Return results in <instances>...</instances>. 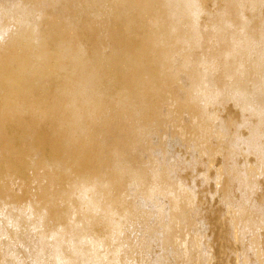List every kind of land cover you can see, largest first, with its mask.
Returning <instances> with one entry per match:
<instances>
[{"label": "bare ground", "instance_id": "1", "mask_svg": "<svg viewBox=\"0 0 264 264\" xmlns=\"http://www.w3.org/2000/svg\"><path fill=\"white\" fill-rule=\"evenodd\" d=\"M78 1L0 0V64L2 68L13 65L18 80L17 82L16 78H9L5 69L0 70V92L9 97L14 91L24 99L15 110H7L8 115L10 112H14V115L27 113L31 105L28 98L34 96L36 90L42 89L39 93L43 95L42 98L47 94L45 82L58 75H51L47 68L46 64L54 54L50 55L45 47L48 43L50 46L55 44L56 56L52 62L56 61L58 69L57 66L55 69L62 71L64 76H61L62 81L57 91H54L57 94L52 92V101L47 102L49 97H45L44 102L48 103V106L40 113L39 120L54 117L56 112L59 113L55 132L57 134L64 130L66 136L63 139L62 158L53 162L45 161L44 167L65 170L64 164L67 161H72L76 168L87 166L81 169V174L70 190L53 195L57 200H49L41 208L43 210L38 211L31 204L26 210L20 208L15 209L16 213L10 210L9 213H4L3 206L0 207V264H16L15 247L21 245L22 248L30 249L24 246L29 242H25V239L28 238V233L31 232L32 235L34 231L35 241L31 250H28V254H32H29L32 264H123L124 257L120 258V255L122 252L126 255L125 250L128 253L125 248H129L130 244L127 239L120 237L125 228L136 220L133 219L132 209L138 210L145 219L141 227L143 240L140 245L143 244L146 251L151 246V241H158L162 246L160 257L154 264H167L168 262L164 263L163 260L166 261L169 256L183 258L181 262L184 264H208L209 249L207 251L201 244L198 220L193 217L194 214L188 212V207L193 204L190 198L193 194L191 186L177 180L171 181L168 177L170 173H175L179 166L176 157L164 150L167 143L165 132L170 129L165 125L164 118L172 114V110L168 109L169 105L181 107L187 114L183 120L187 127L185 128L194 131L199 137L188 146L194 151H200V146L196 144L200 142L204 148L212 136L214 127L211 122L215 118L214 110L223 104L232 106L239 113L240 121L229 140L228 150L233 154L244 149L255 157L252 167H244L242 172L236 171L235 177L239 182L244 181L248 188L254 184L253 180H249L252 178L250 176L258 166H262L264 159V0H213L216 15L206 26L201 25L200 21L209 14L206 11V3L209 0H114L122 8L113 11L112 4L107 15L127 19L126 26L123 22V29L130 35L125 33V36L130 38L126 37L124 40L128 49L119 46L112 49L111 46L112 50L105 55L97 51L101 56L104 55V58L94 51L97 54L96 59H93V56L85 58L87 53L79 46L73 48L70 42H48L75 24V16L69 20L66 16L62 19L65 11L78 6L79 11L83 10L81 12L85 15V10L80 9L83 6H79L83 4L84 8L92 10L91 15L96 17L100 7L106 4L104 0ZM147 15L151 18L143 23ZM53 18L61 25L67 20L62 28L61 25L57 28L55 21L54 28L53 23L49 21ZM131 25L136 30H133ZM141 25L147 27V31L144 30L146 34H142L143 37L139 40L138 36L141 34H138V26L143 29ZM207 34H211L215 43L222 47L215 51H203L202 45ZM132 36L139 38V41H135H141L143 46L137 45L138 42L133 43ZM71 38L73 39L72 36ZM17 46L19 52L27 48L28 51L35 50L37 53L30 51L33 57L29 55V59L10 56L11 49L14 50ZM144 47H149L148 52L147 49L143 51ZM149 51L153 57L149 58L150 63H147L144 53ZM2 53L5 54L4 58L1 57ZM27 53L25 56L29 54ZM19 54L21 56L22 53ZM142 55L146 57L145 60H142ZM1 62L6 64L2 65ZM96 62H100L101 67ZM150 65L156 67L155 73L151 71L153 66L151 68ZM108 68L111 69V74H106L105 70ZM219 70L221 77L216 80ZM126 73H129V76L126 77ZM118 81H121L119 88L123 94H120L122 98L118 99L119 103L114 104L119 111L113 114L116 122L111 124L107 117V120L102 117L103 121L100 123L99 117L111 106L113 92L108 93L111 92L109 82ZM172 85L180 92L179 96L172 93ZM158 101L164 105L167 103L168 107L163 104L164 107L161 104V107L156 106ZM2 112L1 116L4 113ZM108 114L106 116L111 117V114ZM149 115L150 118H147ZM228 126L225 123L217 127L215 137L224 139L229 132ZM243 129L248 130L245 138L241 133ZM121 182L126 183L124 187L128 188L127 195L138 199V203L130 208L124 206L125 199H113L109 194L110 187H119ZM162 197L169 199V205L165 206L168 208L161 206L162 203L154 207L153 204L158 203ZM61 198L68 201L78 200L80 206L78 204L77 210L63 206L65 209L61 212L55 204V201ZM245 207L244 201L239 210L242 215L247 216ZM260 209V214L264 217V206ZM82 210H85L87 215L80 214ZM136 210L133 211L136 213ZM236 214L239 215L238 212ZM236 214L234 212V215ZM134 217H137V214ZM50 220H53L57 227L50 229ZM26 222H29L27 227L31 228L30 232L22 226V223ZM244 224L251 228L256 225L247 219ZM192 229L198 234L193 236L190 233L191 237L188 238ZM108 245L111 254L109 263L102 254L92 250L93 246L102 248ZM11 247H14L15 251ZM175 262L179 264V260Z\"/></svg>", "mask_w": 264, "mask_h": 264}, {"label": "rangeland", "instance_id": "2", "mask_svg": "<svg viewBox=\"0 0 264 264\" xmlns=\"http://www.w3.org/2000/svg\"><path fill=\"white\" fill-rule=\"evenodd\" d=\"M104 1L106 2V4L100 7L101 12L99 11V15L96 17L91 15L92 10L88 8L85 9L84 8L85 5L83 4L82 5L80 4L79 6H83V7H80V9L82 8L85 10V15H84V12H81L83 10L79 11L78 6L74 7V9H70V11H67L68 13L65 11L66 14L63 15L64 17L62 16V19H65V16L66 18H68V20L70 17H73V18L80 17V18L77 20L75 18L74 19L75 24L71 26V28L70 27L66 28L64 30L65 32L64 31L62 32L61 35L63 37L61 35L60 36L63 39L60 36L56 35L57 37L55 36L53 39H51L52 41L49 40L48 42H50L51 44L52 42L56 43L57 41H60V40L61 41L63 40L62 42H70L73 48H75L76 46H79L85 51V53H87V55L84 53L86 55L85 58H87V56L88 58H91L93 56V59H96L95 56H97V54L95 53L101 52V55L102 54L105 55V54L110 53L109 51H111L114 48H117L118 46L123 49H128L124 40L126 37L130 35L127 34L128 32L127 33L124 32L125 27H123L124 23H125L124 26H126L127 19L125 20V18L123 17L122 18L114 17L112 14H111L112 16L107 15L109 14V10L113 9L114 11L117 8V11H118L122 7L121 5L119 7V4L117 5V3L114 2V0H104ZM209 1L206 3V11L209 14H206V16L203 17L204 19L202 18L200 21V24L205 25V26L207 25L208 21L212 22L214 16L216 15L215 9H213L215 8L213 0H209ZM78 2H80V0ZM93 17L96 18V20ZM128 17H131V16H128ZM115 18L116 20H113ZM144 18L145 20L143 19V23L146 20H149L151 17L150 15H147ZM55 19L56 18L49 19V21L53 23V27L54 25H56L55 21L57 20ZM119 19L121 22H119ZM123 19L124 21H122ZM56 23H57L56 25L57 28L58 26L60 27L61 23L58 21ZM63 23L61 25V28L64 26ZM134 26H132V29L136 30ZM45 28L47 29V27ZM142 28L143 29H141L140 26H138V34H141L140 36H138L139 38L143 37L142 34L144 33L146 34V31H147V27L144 28V26H142ZM145 29L146 31H144ZM68 30H69V33H68ZM125 33L128 36H125L126 35ZM71 36L73 37V39L71 38ZM121 36L122 37L124 36V37L122 38ZM68 37L69 39H71L70 41ZM136 38L135 37L132 38V40L134 41V42L132 41L133 43L135 42L137 43L139 40H141V38L140 39L139 38L136 39ZM213 38L214 37L211 34L206 35L205 41L203 42V45H202L203 51L205 50L215 51L219 49L220 47H222V45L218 46V44L215 43V39ZM128 39L130 38L128 37ZM135 40H138V41H135ZM132 42L130 43L132 44ZM140 42H138L137 45L138 44L142 45V43ZM51 46L48 43V45L45 47V49L48 50L50 55L54 54L53 56H51L52 59L46 65H48L47 68L49 69V72L51 75L53 73L58 76L57 77L54 76L55 78H53L52 76L53 79L51 78L52 79L51 81L45 82L47 84V87H45L46 84L44 85V87L48 88L49 90V92L47 90L48 96L47 94H45V97H49V99L47 98L48 101L46 100L47 102L52 101L53 93L57 94V92H54V91L58 88V85L62 81L61 76H64L62 71L58 72L57 70L58 66L56 64V61L54 63L52 62L55 60L54 57L56 56L55 54L56 49L54 48L55 44L52 47ZM17 48L18 46L14 48V50L11 49L10 56L16 57V58L20 57L22 59L24 57L26 59L27 57V59H29V57L31 58L33 57L34 52L37 53V51L35 50L34 52L33 50L32 51L30 50L31 53L33 52V54H31L30 51H28L29 49L27 48L23 49L24 51L22 50L21 52H19V48L18 49ZM102 48L105 50L102 51L103 50ZM147 48L149 49V47ZM147 48L144 47L143 51H145V49ZM148 49L146 50V52H148ZM25 52L26 53L28 52L29 54L27 53L28 55L25 56L26 55ZM19 53H22L21 56ZM145 53H144V56H147V58L143 57L142 55V60H145L146 58L147 63H150V59L153 57L152 53H150V51H149L150 54L149 53L145 54ZM4 55L5 54L2 53L1 57L4 58ZM98 55L100 54L98 53ZM152 62L153 61H151V63ZM99 63L96 62L97 65ZM5 64L6 63L4 64L2 63V65H5ZM100 64L98 65L99 67H101L102 65ZM152 66H151L152 68L151 71L152 72L154 71L155 73L156 69L154 68L156 67H154V65ZM55 67L57 69H55ZM4 69H5L6 75L9 76V78L13 80L16 78L15 81L18 82L17 74H16V71L13 65H11V67L7 66L5 68H2L0 64V70H4ZM105 72L106 74L107 73L111 74L110 73L111 69L108 68L105 70ZM217 74L218 76H216L215 79L217 78L216 80H219L221 77L220 70L219 72H217ZM127 76H129V73H126V77ZM55 79H58V80H55ZM115 82H109V84L111 83L110 84L111 88H109V86L107 85V87L111 89V92L108 91V93L111 94L113 92L112 101H110L111 106L107 107V109H109L108 111L111 113H109L108 111H106L107 109H105L102 113L103 116L99 115L100 123L101 121H103L102 117L105 118L104 120H107L106 119L107 117L108 122L111 124H115L116 122L115 121L116 118L114 117L113 114L118 113L119 111H117L118 108L114 104L119 103L118 99L122 98L120 94H123V93L120 92V88H119L121 87V84H120L121 81H118L117 83ZM113 83L114 85L116 84V86H114ZM118 83L120 84L119 86L117 85ZM171 89L173 91L172 93H174L175 95L178 94L177 96L180 95V92L177 91L175 85H172ZM38 90H36L34 96H31V97L29 96L28 98L31 104L27 110L28 112L16 114V115H14V112L13 114H10L11 113L10 112L8 115L9 111L7 112V110L13 111L21 104V102L24 100L21 94L19 93L16 94V92L12 91L11 93L13 94L9 95V97L7 95L6 97L5 94L0 92V113L2 111L4 112V113L2 112L3 116L0 115L1 116L0 118V207L3 206L4 213H7V212L9 213V210L12 213H16L15 209H20V208H25L26 210L28 207H30L29 205L31 204L35 206L34 209L38 211L43 210L41 208H43L46 205V203L49 202V200L53 198V195L55 196L56 194L61 193L62 191L67 192L68 189L70 190L71 186L75 184V182L77 181L76 178L78 177V175L81 174L82 172L81 169L84 167L83 165V166H77L76 168V166L72 164V161L65 162L64 164L65 170H61V169L59 170L56 168L47 169L46 167H44L45 161L53 162V161L60 160V158H62L63 142H64L63 139L65 138L66 134L64 130L62 131L60 130V132L57 134L55 132L56 130L55 126H57L56 123H57L58 118L60 117L58 116L59 113L57 114L56 112L54 114L55 115L54 117L51 116L48 118H44L43 120H39L41 119L39 118L40 113L43 111L44 108L48 106V103H45L44 102L45 97L42 98L43 95L41 96V94H39L42 91V89L40 88ZM115 96L117 98H114ZM158 102H156L157 103L156 106L161 107L163 102H160V101ZM164 106L168 107V104L165 103ZM170 106L171 105H169L168 109L169 111L172 110L171 111L172 114L164 118V121L166 120L165 125L167 124L170 127V129H168V131L165 132L167 136L166 137L167 143L165 145L164 150L165 152H167V154H173L176 157V159L178 160L177 162H178L179 167L175 173L174 172L170 173L168 177H169V180L171 181L177 180V182H181V183L183 182V184L187 186L189 185L191 186L192 193L194 194V196L193 194L190 195L192 196L190 198H192L191 203L193 204H191V206L188 207L189 208L188 212H190L191 215L194 214L193 217L194 218L196 217L198 220L199 227L197 228L200 229V232H201V237H200L201 244L204 246V248L207 251L209 249L208 254L210 255L211 262L209 260L208 264H264V217L261 216L260 214L261 213L260 208L264 206V159L262 162L263 163L262 166H258L256 170L254 171L255 173L253 172L252 176H250L252 178L249 179V177H247V179H249L250 181L253 180L254 182V184L251 187L248 188V186L245 185L244 181L240 180L239 182L238 180H236V177H235L236 171L242 172L244 167L246 168L249 167L250 169V167H252V164L254 163V160H255V157L253 155H249L247 152H245L244 149H241V151H238V153H233V154H230V150H228L229 140L233 136L232 134L233 131H236L235 129L236 124L240 121L238 117L239 113L236 112L235 109L228 104L227 105L223 104V105H220L218 108H216V110H214L215 111L214 121L211 122L214 129H212L213 133H212L211 138L209 139L210 141L208 140V143L204 148L203 146L200 145V142H198L199 144H196V146H200L199 147L200 151H197V150L194 151L190 146H188V144L192 142H196V140H198L199 137L196 133H194V131L191 132L188 129H186L187 127L185 126V121L183 120L186 118L185 116H187V114L183 111L181 107H178V108L176 107L178 109V111H176L177 109L175 108V106L173 107L171 106L173 109ZM5 112H7V114ZM107 114L108 115L111 114V117L106 116ZM171 115L173 117H171ZM147 118H150V115ZM225 123L229 125L228 126L229 132H228V135L224 139L220 140L217 137H215L214 132L215 130L218 131V129H216L217 127L219 128L220 125L225 124ZM241 133L243 134L245 138L248 135L247 134L248 130L243 129ZM75 149H74V152H75ZM35 155H37L38 157H36ZM70 163L72 166L69 165ZM84 168H87V166L85 165ZM106 178L107 177H105V179ZM120 186L118 187L115 185V186L110 187V191H109L110 196L113 199H121V200L122 198L125 199L124 206H127L129 208L136 205L138 203V199L133 197V195H130V194L127 195L128 188L124 187L126 186V183L125 184L122 183ZM54 199L55 198H53V200ZM167 199L168 198L162 197V199H160L161 202L159 201L158 203L153 204L154 207L159 206L161 203H162L161 206L163 207L169 205V201H168L169 199L168 200ZM163 200L166 202H164ZM244 201H245V206H246L245 208L247 210L246 211L247 216H245V214L242 215L239 210V206L243 205ZM68 203L69 204L71 203V204L69 205ZM55 204L58 206L59 209H61V212L63 209H65L64 208L65 206L66 208H68L69 206L70 209H74V210H77L80 206V204L78 203V200L76 201L75 199L68 201L67 199L64 200L61 198L57 202L55 201ZM59 206H62V207L60 208ZM165 208H168V207H165ZM255 208H257L258 211L255 210ZM21 210H24V209H21ZM133 210L135 211L136 209H132V213H134V215L132 214L133 219L136 218V220L133 221V219L131 218V222L133 221L132 224L130 222L131 226L126 227L125 228L126 230L124 231L123 235L120 237L121 239L123 238L127 239V243L130 244L131 250H130V246L129 248L128 247L125 248V249H128V253H127V250H125L126 255L123 254L122 252L121 253L122 255H120V258L126 257L125 258L126 260L122 258L123 264H154V262H156L160 257V254L162 252V246L161 244H159L158 241H151L150 242L151 246H149L146 251V247H143V244L142 246L140 245L141 241L143 240V231L141 227L144 224L145 219L144 217H142L144 215L139 213L138 210H136V213ZM191 211L195 213H192ZM234 212L235 214L238 212L239 215L238 214L234 215ZM26 214L27 213H25V215ZM80 214L87 215V212L85 210H82ZM80 214L79 216H81ZM135 214H137L138 218L134 217ZM239 217L241 218L239 219ZM236 218L238 219L237 221H236ZM246 219L247 221L251 222L252 224H256V225L252 228L247 226L246 224H244V221ZM53 222H54L53 220H50V222L48 223L49 225L51 223V226H49L50 229L57 227V224ZM62 222L65 223L63 220ZM62 222L60 221L59 223L62 225L63 224ZM27 225H29V222L28 224L27 222L26 224L22 223L23 228L25 227V229L26 230L28 229V231L30 232L31 228L27 227ZM193 230L194 229H192V232L189 231V234L187 236L188 238L191 237V235L194 236L195 234L196 236L198 234L197 231L194 230L193 232ZM30 233H28L29 235H26V237L28 236L29 238L30 236L32 240L31 239L29 240L28 238L24 237L26 238L25 242L26 240L29 241L28 243L26 242V245L24 246H27L30 249H25L26 247L22 248L20 247L21 245H17L16 247L14 246L17 251L15 253L16 258H17L16 264H32L31 262L32 254L29 252V254L31 255L30 256L28 254V250H31L32 248V245L35 241L36 232L34 231L32 235H30ZM22 235L25 236L24 233ZM3 239L5 240V238H2V240ZM27 244L28 245L30 244V245L28 246ZM14 247H11V248L13 249ZM92 250L96 251L98 254H102V256L105 258V260L108 263L111 261V254L109 251L110 245L102 247V248L98 246H93ZM13 251L15 250L13 249ZM172 257L173 256H171L170 258L169 256L166 261L163 260L164 263L168 262L167 264L169 263L178 264L175 262V261L178 262V260H179V264L183 263L181 262L183 258L180 259L177 257L176 259V257H173L174 258L173 259ZM191 264H194V263H191Z\"/></svg>", "mask_w": 264, "mask_h": 264}]
</instances>
